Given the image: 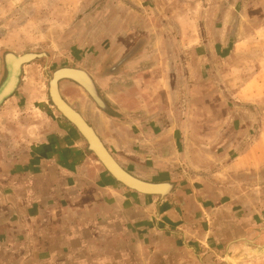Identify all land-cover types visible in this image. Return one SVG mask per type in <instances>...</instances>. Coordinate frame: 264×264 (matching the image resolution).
<instances>
[{
	"label": "rangeland",
	"instance_id": "rangeland-1",
	"mask_svg": "<svg viewBox=\"0 0 264 264\" xmlns=\"http://www.w3.org/2000/svg\"><path fill=\"white\" fill-rule=\"evenodd\" d=\"M153 1L0 0V86L7 76L5 57L8 54H47V57L23 67L17 91L0 107V144L5 147L0 145V157L5 149L4 154L11 157L14 155L16 162L25 170L21 173L22 185L16 186L24 189L25 200H57L53 207L60 215L63 211L68 212L67 200H96L99 196L97 188L101 189L103 200H157V197L140 195L118 184L95 156L88 152L86 142L77 130L54 108L49 96V77L62 68L83 70L93 79L107 110H102L85 90L72 82H61V94L99 134L114 143H110V151L126 169L151 183H157L168 175L174 178L187 175L182 169H177L179 164L175 165L176 169L169 165L160 166L161 170L166 168L167 172H162L159 167L151 168L154 170L151 172L150 168L147 170L135 165L136 161L130 157L131 149H123L125 158L120 156L121 144L125 147L128 145L121 142L118 146L115 141L123 135L132 136L138 129L132 115L139 107L140 99L132 81L145 71L132 73L130 70L138 68V61L141 65L145 64L146 59L133 61L139 54H143L144 45L142 41H137L138 36L130 26L140 16L144 18L141 21L144 24H164L163 17L157 18L159 14L155 12ZM227 2L231 6L229 20L225 22L227 27L225 25L222 28L216 40L223 41L228 36L233 39L229 45L210 47L219 49L223 54L230 53L231 58L230 61L226 57L212 62L205 61L204 82L210 89H215L208 94L211 103L217 99L220 105H233L230 106L233 110L231 115L238 121H244L242 129L238 125L235 129L239 135L237 153L243 152L249 145L257 144L258 153L264 157V0ZM137 7L142 8L143 12L137 11ZM195 15L187 13V18L194 22ZM125 24L130 26L123 29ZM193 24V28L185 31L193 37L199 36L201 31L195 27L196 23ZM151 30L150 34H154L153 28ZM233 41H236V46ZM188 63L193 62L189 60ZM114 68L120 71L113 73ZM121 72H126V76H118ZM241 91L243 95H239ZM234 94L235 99L228 97ZM122 100L125 105H122ZM244 133L249 134L248 139L243 140ZM259 135H262L261 139ZM32 170H38L44 176L47 174L56 180L59 188L57 192L54 191V197L52 193L47 194L45 189L40 188L41 184L37 182L41 179H32ZM235 177L239 180L237 187L242 186L233 189L236 196L248 198L252 208L258 209L257 215L251 214L253 220L258 221L257 225L248 237L239 235L228 240L218 238L220 243L207 249L212 252L205 251L200 255L203 264H226V255L230 256L231 264H264V255L253 254L251 247L246 246L247 242H252L254 246L264 244V212L259 203L264 196V167L257 173H236ZM195 191L194 188L181 189L182 193L176 195V198L194 200ZM243 193L245 195L242 197ZM47 206L48 211L52 212L53 208L49 204ZM140 206L146 208L147 205ZM29 208L33 212L38 210L34 206ZM136 235L133 230L125 228L116 242L113 236H109L101 244L94 241L85 250L82 246L72 250L62 244L59 252H53L52 247L46 243L43 251L33 247V251L25 252L22 262L171 264L165 260L168 254L160 243L161 239H165L164 235H155L152 238L154 241L148 242L145 233L140 236V243L134 239ZM206 239L209 241L210 238ZM192 241L195 242V238ZM131 249L135 250L134 253ZM69 258L75 260L70 262Z\"/></svg>",
	"mask_w": 264,
	"mask_h": 264
},
{
	"label": "crops",
	"instance_id": "crops-1",
	"mask_svg": "<svg viewBox=\"0 0 264 264\" xmlns=\"http://www.w3.org/2000/svg\"><path fill=\"white\" fill-rule=\"evenodd\" d=\"M153 4L159 14L157 18L164 19L162 26L144 24L141 16L133 26L123 25V29L130 26L138 36L137 41L144 45L143 54L133 61L145 58L146 63L141 65L138 61V68L130 70L132 73L145 71L132 81L140 99L132 115L137 132L115 141L118 146L121 142L128 145L121 144L119 155L124 157L123 149H131L130 157L136 161L135 165L150 168L152 172L151 168L161 170L160 166L169 165L176 169L175 165L179 164L177 169L187 175L179 178L168 175L157 182L173 185L172 192L162 200L158 197L157 200H103L101 189L97 188L96 200H67L68 212L60 215L53 207L57 200H25L24 189L16 187L22 185L21 173L25 170L14 155L4 154L3 149L0 157V264H23L25 252L33 251V247L43 251L46 243L53 252H59L62 244L72 250L78 246L85 250L94 241L101 244L109 236L116 242L125 228L138 234L134 238L138 243L145 233L148 242L154 241L155 235H164L160 243L168 254L165 260L171 264H203L200 255L212 252L207 249L220 243L218 238L248 237L256 227L258 221H254L251 214L257 215L258 209L252 208L248 198L236 196L233 189L242 187H237L239 180L235 174L261 171L264 157L258 153L257 144L237 153L239 135L235 129L236 125L242 129L244 121L231 115L233 105H220L216 98L211 103L208 94L215 89L204 82L205 61L224 57L230 61V53L223 54L210 46L229 45L233 39L228 36L223 41L216 40L222 28L227 27L225 22L229 20L231 6L227 0H154ZM141 9L136 8L143 12ZM187 13H196L194 22L187 18ZM189 23H196L195 27L201 31L199 36L193 37L185 31L193 28ZM151 28L155 36L150 34ZM233 44L236 46V41ZM189 49L193 50L188 52ZM189 60L193 63L189 64ZM119 71L118 68L112 70L113 73ZM126 74L121 72L118 76ZM234 95L228 97L235 99ZM239 95H243V91ZM95 131L111 153V142ZM258 137L261 139L262 135ZM248 138L249 134L244 133L243 140ZM112 156L126 171L143 180ZM32 174V179H41L37 182L40 188L54 197V191L59 188L56 180L38 170H32ZM192 188L196 190L194 200L176 198L182 193L181 189ZM259 203L264 212V196ZM48 204L52 212L48 211ZM32 206L38 210L31 211ZM28 238H32L30 244ZM205 238L210 239L205 241ZM134 251L131 249L132 253Z\"/></svg>",
	"mask_w": 264,
	"mask_h": 264
},
{
	"label": "water",
	"instance_id": "water-1",
	"mask_svg": "<svg viewBox=\"0 0 264 264\" xmlns=\"http://www.w3.org/2000/svg\"><path fill=\"white\" fill-rule=\"evenodd\" d=\"M47 57V54H24L16 56L8 54L5 57V67L7 76L0 86V107L10 99L17 91L21 82L23 67L36 60ZM10 59H17V67L12 69ZM45 71L47 68L45 67ZM69 81L81 87L102 109L107 110L105 103L100 99L97 87L91 76L83 70L75 68H62L57 70L49 77V96L54 108L59 114L70 123L85 140L87 150L93 154L107 173L121 186L136 192L137 194L151 197H158L161 200L173 190L171 183H151L133 176L126 171L109 152L95 129L85 120V118L75 110L62 96L60 84ZM251 247V252L256 255H264V244L253 245L252 242L246 243ZM225 263L231 264L229 255L225 257Z\"/></svg>",
	"mask_w": 264,
	"mask_h": 264
},
{
	"label": "bare ground",
	"instance_id": "bare-ground-1",
	"mask_svg": "<svg viewBox=\"0 0 264 264\" xmlns=\"http://www.w3.org/2000/svg\"><path fill=\"white\" fill-rule=\"evenodd\" d=\"M17 59H10V65L12 67V69H15L17 67Z\"/></svg>",
	"mask_w": 264,
	"mask_h": 264
}]
</instances>
